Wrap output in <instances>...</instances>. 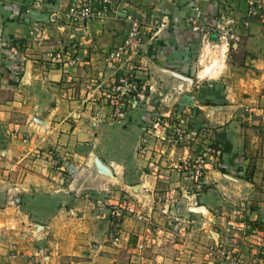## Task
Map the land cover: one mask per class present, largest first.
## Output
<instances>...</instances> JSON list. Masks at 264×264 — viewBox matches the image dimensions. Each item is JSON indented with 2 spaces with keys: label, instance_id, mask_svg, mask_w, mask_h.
<instances>
[{
  "label": "crops",
  "instance_id": "crops-1",
  "mask_svg": "<svg viewBox=\"0 0 264 264\" xmlns=\"http://www.w3.org/2000/svg\"><path fill=\"white\" fill-rule=\"evenodd\" d=\"M166 1L111 0L105 10L98 3L101 15L81 25L64 18L67 0H0V191H19L14 219L24 256L14 261L3 249L0 264H121L124 250L131 253V264H226L212 251L234 240L229 223L243 211L249 225L251 214L258 215L252 207H264V151L258 150L264 144L263 84L257 85L259 92L249 91V101H255L246 109L254 112L243 116L245 125L237 119L239 101L210 106L196 98L202 84L192 78L194 56L209 28L205 19L211 9L208 0ZM149 12L152 19L166 20L167 28L154 40L147 39L136 57L145 95L118 123L100 94L112 74L105 56L123 40L127 16ZM236 34L247 50L263 56L264 6ZM49 51L62 52V60L47 57ZM173 90L179 92V112H192L193 129L183 134L184 140L174 139L167 152L164 143L150 150L155 140L163 142L156 136L169 121L155 118L168 115ZM236 94L235 89L229 93V101ZM204 109L213 124L212 136L217 141L216 132L224 130L220 141L230 150L222 148L217 163L193 184L182 169L185 153L180 150L187 138L202 139V127L210 125L200 118ZM13 111L22 116L16 123ZM255 113L257 118H252ZM147 131L152 134L143 143ZM240 142L254 147V168L248 166L243 146L237 148ZM92 155L131 192L133 198L126 203L120 198L121 203L151 221L126 214L125 238L116 247L105 243L101 231L104 224L107 229L103 208L109 200L101 192L93 198L87 191H105L109 185L92 180ZM125 179L132 184H124ZM259 231L264 236V229ZM142 240L145 245L138 249L136 243ZM213 256L217 260L212 262Z\"/></svg>",
  "mask_w": 264,
  "mask_h": 264
},
{
  "label": "rangeland",
  "instance_id": "rangeland-1",
  "mask_svg": "<svg viewBox=\"0 0 264 264\" xmlns=\"http://www.w3.org/2000/svg\"><path fill=\"white\" fill-rule=\"evenodd\" d=\"M172 1L178 3L180 0ZM166 2L171 3V1L168 0ZM206 2L209 3V8L211 9V11L207 13L205 19L209 28H207L205 36L201 37L202 39L200 38L199 48L194 56L192 69V78L194 79V81H199L198 83L202 84V86L198 88L201 89L202 94H198V92L196 98H203L205 101L204 103H207L210 106L228 105V103L230 102L234 103L239 101V103H241V105L239 106L240 116L237 119L240 120L241 123L243 122V125H245L244 122H248V120L244 119L243 116L248 117L249 113L254 112L250 111L249 108L246 109V106H248L246 105L247 103L255 101H249L248 98H250L252 94L249 93V91L257 89V85L259 84V82L263 84L262 89L264 90V55L259 56L247 50L243 45V38L242 40L238 41L237 46L234 47L231 44L233 40L230 38V22L232 19L240 21L243 15L242 6H240L239 3H237L235 0H208ZM31 5L39 6L38 4H35V2H33ZM115 8L116 7H114L113 5L111 6V9L114 10ZM149 13H146V15L142 16L139 13L134 14L140 19L148 21L149 19L151 20L153 18V16L149 17L150 15H152L151 12ZM123 17L121 15V22L122 25H125ZM207 21L210 23H208ZM58 52L60 51H49L47 53V57L51 59L50 54L54 55ZM216 61H218V64ZM214 62H216V65H214ZM206 68L208 70H206ZM199 73L202 77L199 76ZM79 83L80 80L78 81V86H80ZM253 83L254 85L251 86L250 84ZM234 89L237 93L236 97L234 99H232L231 97L232 101H229L230 96H228V94L231 92L233 93ZM259 91V89L256 90V92ZM173 92L175 93V96L171 101H169H173L172 106L170 105V108L172 110H169L168 115H160L158 119L155 118L158 120V122L163 121L164 119L169 121V125L166 126L167 128H165V130L162 129L165 133L157 135L158 138L159 136H162L161 141L163 142L155 140L150 150H154V144L155 146L157 145L158 147H162L164 143V145H168L165 147V152H167L169 147H171V144L174 143L172 141H174V139L178 137L176 134L177 131L175 129L181 128L186 134L187 132H190L191 129H193L189 121V119L192 118V112H183L181 110L179 112V108L177 105V97L179 96V92L174 90ZM169 98H171V96H169ZM207 112L208 110L204 109V115L200 116V118H203V121L209 120L210 123L211 118L210 116H206ZM13 113L14 114L11 115V119L16 123L17 120H20L22 118V116H18L19 111H13ZM254 117L257 118V114L253 115L252 118ZM179 124L183 126L179 127ZM202 128L203 129L200 131L201 134H203L202 139L195 141L194 139L187 138V142L185 140L184 146L186 148L184 149L181 145L182 149L180 151H182V153H189L192 156L191 158H195V155L199 154L200 152H208V155L206 156V162L209 163V168V166L217 163L218 159L215 160L216 157H219V155L221 156V149L223 148L225 143L221 142L220 140H222L221 135L223 134L224 130L216 132V134H219L220 138L216 141V135L212 136L214 134V131L211 132V130L214 129L213 124L211 125L210 123V125H204ZM219 142L220 145L218 146ZM236 146L240 149L243 146L245 155L248 158V166L254 168L256 162L252 159L253 155L252 153H250L252 150H254V147L250 148L249 144H246V142H240L239 145L237 144ZM258 150H261L262 152L264 151L263 143H261ZM246 151H248L249 153L247 152L246 154ZM211 155H213V158L209 159ZM88 164H90V162ZM113 175L114 178L111 179L99 176L94 177V179L92 178L95 183L102 182L109 184L107 185V190L100 191L98 188H90L87 190L91 192L93 198L97 197L101 192V194H105L104 196H106L109 200L107 201V203H105L103 208L104 216L107 220V229H105L106 225L104 224L105 228H102L101 230L104 234L106 233V244H112V242L110 241L108 225L109 210L111 209L113 204L121 203L120 198L124 199V203L133 198L131 192L125 190L124 187H122L123 183L120 178H118L115 174ZM186 175L187 179L190 182L189 174L187 173ZM126 180L127 179L124 180V184L128 186L132 184L131 180ZM200 181H202V179ZM191 183L194 184L195 182L192 181ZM126 195L129 197H126ZM18 196L19 191H10L8 188L4 192L0 191V263L4 256V254L1 253L3 252V249L7 250L6 254H8L9 258L14 261L18 259L21 260L24 257L23 251L20 248L21 242L19 241V234L17 233L18 231H20L19 223L14 219L19 214L16 206V203L18 202ZM252 211L257 212L258 215L257 217H254V213L251 214V224L249 225L247 224V220L249 219H246L245 217V220L243 221L244 215L241 214L243 213V211H240V213H236L234 224L229 223L231 227L230 229L233 230V233L230 235L232 238H234V240H232L230 245H227V248L218 245H215V247H217V249L223 248L229 251H234L237 254H242L244 259L246 260L255 259L264 264V236L261 235V231H259L261 229H264V221L261 220L262 217H264V207H259V205L256 204L255 207H252ZM128 213H130L129 215H132L131 212L128 211ZM239 214H241L243 217H240ZM240 221H243L242 224H240ZM92 243L96 244L95 237L92 239ZM124 252L125 254H123L121 259L118 260L119 263L131 264V253H126V250H124ZM213 258L214 260H211V257L208 259H210L212 262L217 260H215V256H213Z\"/></svg>",
  "mask_w": 264,
  "mask_h": 264
},
{
  "label": "built area",
  "instance_id": "built-area-1",
  "mask_svg": "<svg viewBox=\"0 0 264 264\" xmlns=\"http://www.w3.org/2000/svg\"><path fill=\"white\" fill-rule=\"evenodd\" d=\"M111 0H67L64 18L71 24H83L89 20L98 18L101 15V10L107 8L106 4H109ZM237 3L243 6V16L240 21L231 20L230 38L233 40L231 43L234 47L237 46L238 36L236 34L237 28L240 26L248 27L251 20L257 17L264 6V0H235ZM102 4V9L98 10L96 5ZM128 28L123 40L115 46L112 50L107 52L105 56V62L107 68L112 72L111 79L104 83L103 89L100 94L109 107L110 118L118 123L124 122L129 117L130 110L134 107V101L142 100L145 95V82L144 76L139 67H137L136 57L144 51L146 40H154L159 34L167 28V21L160 19L143 20L134 16H127ZM51 59L55 61L62 60L63 53L58 52L54 55L50 54ZM70 63H75L72 58ZM103 83L99 84V88ZM151 89V86H149ZM158 119V118H157ZM155 120L158 122V120ZM154 123L153 127L156 129L159 123ZM183 122V121H182ZM165 123V121H164ZM167 124V123H166ZM156 126V127H155ZM182 127L179 124V127ZM165 127L163 130H165ZM177 132L176 141L183 140V129H175ZM150 131V130H149ZM145 132L141 137L143 143L147 142L150 138L151 132ZM163 133H165L163 131ZM154 135V133H153ZM156 136V135H154ZM157 137V136H156ZM214 153V152H212ZM208 152H200L195 155V158L189 153H185L181 164L183 171H187L189 179L192 182L200 183L205 174V170L208 168L209 163L206 161ZM213 155L209 157L212 159ZM192 159V161H191ZM216 157L215 160H217ZM131 212L135 218L146 223H151L150 219L143 213L136 211L134 208H130L125 204H113L109 210V236L112 244L118 246L122 239L125 238V232L122 229L123 217ZM144 241L136 243L138 249L144 247ZM219 258H223L226 264H262L255 259L246 260L242 254H237L234 251L226 249L213 248V251Z\"/></svg>",
  "mask_w": 264,
  "mask_h": 264
},
{
  "label": "water",
  "instance_id": "water-1",
  "mask_svg": "<svg viewBox=\"0 0 264 264\" xmlns=\"http://www.w3.org/2000/svg\"><path fill=\"white\" fill-rule=\"evenodd\" d=\"M88 171L91 178H94L96 176L104 177L107 179L114 178L112 169L104 161H102L101 158L97 155L91 156Z\"/></svg>",
  "mask_w": 264,
  "mask_h": 264
},
{
  "label": "trees",
  "instance_id": "trees-1",
  "mask_svg": "<svg viewBox=\"0 0 264 264\" xmlns=\"http://www.w3.org/2000/svg\"><path fill=\"white\" fill-rule=\"evenodd\" d=\"M223 150L229 151L230 150V146L225 145V147H223Z\"/></svg>",
  "mask_w": 264,
  "mask_h": 264
},
{
  "label": "bare ground",
  "instance_id": "bare-ground-1",
  "mask_svg": "<svg viewBox=\"0 0 264 264\" xmlns=\"http://www.w3.org/2000/svg\"><path fill=\"white\" fill-rule=\"evenodd\" d=\"M218 60H219V59H218ZM216 62H217V64H218V61H216ZM216 62H214V65H216V64H215ZM212 64H213V63H212ZM214 67H215V66H214ZM211 68H212V67H211ZM206 70H208V69L206 68Z\"/></svg>",
  "mask_w": 264,
  "mask_h": 264
}]
</instances>
